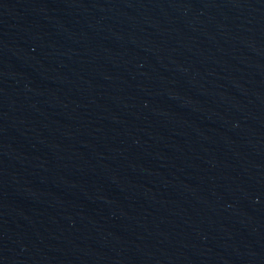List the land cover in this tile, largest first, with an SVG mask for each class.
Returning <instances> with one entry per match:
<instances>
[{
  "label": "water",
  "instance_id": "95a60500",
  "mask_svg": "<svg viewBox=\"0 0 264 264\" xmlns=\"http://www.w3.org/2000/svg\"><path fill=\"white\" fill-rule=\"evenodd\" d=\"M0 264H264V0H0Z\"/></svg>",
  "mask_w": 264,
  "mask_h": 264
}]
</instances>
